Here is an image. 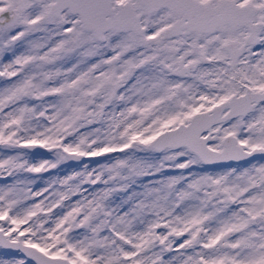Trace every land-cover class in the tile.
I'll use <instances>...</instances> for the list:
<instances>
[{
	"label": "snow or ice",
	"instance_id": "obj_1",
	"mask_svg": "<svg viewBox=\"0 0 264 264\" xmlns=\"http://www.w3.org/2000/svg\"><path fill=\"white\" fill-rule=\"evenodd\" d=\"M0 264H264V0H0Z\"/></svg>",
	"mask_w": 264,
	"mask_h": 264
},
{
	"label": "rangeland",
	"instance_id": "obj_2",
	"mask_svg": "<svg viewBox=\"0 0 264 264\" xmlns=\"http://www.w3.org/2000/svg\"><path fill=\"white\" fill-rule=\"evenodd\" d=\"M93 161H95V160H99V161H101V162H104L105 161V158L104 157H97V158H95V159H92ZM77 167V165L75 164V163H73V162H70L66 167H64L67 171H71L73 168H76ZM64 173L62 172L61 173V175H63ZM44 175V177L45 178H47L48 177V173H44L43 174ZM42 186V185H41Z\"/></svg>",
	"mask_w": 264,
	"mask_h": 264
},
{
	"label": "flooded vegetation",
	"instance_id": "obj_3",
	"mask_svg": "<svg viewBox=\"0 0 264 264\" xmlns=\"http://www.w3.org/2000/svg\"><path fill=\"white\" fill-rule=\"evenodd\" d=\"M95 159V158H94ZM86 160H87V158H86Z\"/></svg>",
	"mask_w": 264,
	"mask_h": 264
},
{
	"label": "water",
	"instance_id": "obj_4",
	"mask_svg": "<svg viewBox=\"0 0 264 264\" xmlns=\"http://www.w3.org/2000/svg\"><path fill=\"white\" fill-rule=\"evenodd\" d=\"M40 151H43V150H40Z\"/></svg>",
	"mask_w": 264,
	"mask_h": 264
}]
</instances>
